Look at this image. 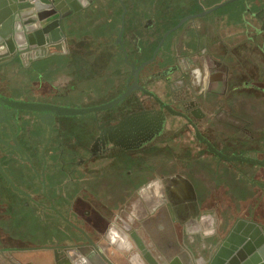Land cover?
Wrapping results in <instances>:
<instances>
[{
  "label": "flooded vegetation",
  "instance_id": "af4514ba",
  "mask_svg": "<svg viewBox=\"0 0 264 264\" xmlns=\"http://www.w3.org/2000/svg\"><path fill=\"white\" fill-rule=\"evenodd\" d=\"M120 2V26L99 44L109 60L79 39L70 46L63 24L74 13L46 56L0 61V73L29 70L16 101L91 110L0 104V264H66L82 252L129 264L142 245L168 254L201 237L214 246L264 216V0L194 12L187 0L179 18L171 0ZM100 171H115V190L94 188Z\"/></svg>",
  "mask_w": 264,
  "mask_h": 264
},
{
  "label": "water",
  "instance_id": "95a60500",
  "mask_svg": "<svg viewBox=\"0 0 264 264\" xmlns=\"http://www.w3.org/2000/svg\"><path fill=\"white\" fill-rule=\"evenodd\" d=\"M91 5V0H0V61L12 56L28 55L32 60L46 56L47 48L64 39L61 22ZM119 101L98 110L110 108ZM0 104L18 111L52 116L72 117L91 112L2 97ZM210 242L201 237L182 238L181 251L168 254L162 250L149 252L142 245L141 254L137 255L143 264H180L182 254L187 259L185 264H264V231L255 221L240 222L217 245L212 246ZM67 262L113 264L104 255L89 252L74 253ZM128 263L133 264V258Z\"/></svg>",
  "mask_w": 264,
  "mask_h": 264
},
{
  "label": "rangeland",
  "instance_id": "374dc122",
  "mask_svg": "<svg viewBox=\"0 0 264 264\" xmlns=\"http://www.w3.org/2000/svg\"><path fill=\"white\" fill-rule=\"evenodd\" d=\"M186 1L187 0H177V1L171 0L172 2L171 4L173 6L172 8H175L174 12L177 18L182 17L183 15L187 13V10H186L187 6L186 8L184 6V3ZM188 1L190 2L191 10L194 12V11L200 10V8L202 9V8H205V6H209L213 4L214 2H221L222 0H213V1L202 0V2L200 0H188ZM234 4L232 3L223 8H220L218 9V12L225 13L228 11V9H231L234 6ZM100 7H103V8H99V12H97L96 15H93V16L89 15L93 11L92 5L90 6V9H89L90 11L86 13L85 17L80 12L75 13L74 16L70 17V19H68L67 22L63 24V29L65 32L66 38L68 39L70 43V46L73 45L74 43L73 41H75L76 39H79L78 45L82 47H86L87 51H89L90 49L89 52L95 53L94 55L95 60L101 61L102 63L105 60H109L108 58V56L110 55L109 47H106V45L100 46L99 44L101 40L108 38V35L104 34V30L106 27H109V25H111L112 21L110 22V20L113 15V10L111 9L110 1L108 2V4H101ZM160 7H161L160 8L161 10L167 8L164 5H161ZM77 23L78 24L80 23V27H78V29H74V25ZM103 57L106 59H104ZM77 61L79 62V64L83 63L82 58H80ZM43 66L44 64L40 63L37 65V67H34V69H40ZM116 67L117 66H115L114 68ZM56 69L57 68L55 67H53L52 69V71H54V75H55ZM25 74L28 75L29 70L24 71L21 68L10 69L8 72L0 73V78L3 79L2 81L9 83V86H10L8 89H5V83H2V81H0V90L3 89L4 91H7L9 95L15 100H24L26 95H25V92L22 91V88L24 85H26V83L30 81L28 79V76ZM30 76H33L31 71H30ZM33 77L35 79L37 78L36 76H33ZM38 82L40 83V80H38ZM29 86L30 87L34 86L33 81L29 83ZM6 87L8 86L6 85ZM114 172L115 171H100V172L94 173L92 176V178L94 179L93 180L94 188L95 189L99 188V185H97V183L101 182L102 184L104 183L105 185L112 188V191L115 190L114 188H117L119 184V180L115 178ZM184 174L185 176H190V174L187 172H184ZM199 189L203 190V188L201 187H199ZM237 190H238V187H237ZM33 240L35 239L32 238V241Z\"/></svg>",
  "mask_w": 264,
  "mask_h": 264
},
{
  "label": "crops",
  "instance_id": "0c3cea01",
  "mask_svg": "<svg viewBox=\"0 0 264 264\" xmlns=\"http://www.w3.org/2000/svg\"><path fill=\"white\" fill-rule=\"evenodd\" d=\"M91 1H92L93 13H97L99 11V8H103V7H100L101 4H108V2L110 1L111 9L113 10V15L111 17L110 22L112 21L111 24L113 26H117V29H118V27L120 26V23H121V16H122V12H123V6H122L120 0H113V2H112V0H109V1L108 0H91ZM116 3H117V5H116ZM247 208L250 211H252L253 205L247 204ZM257 217L258 218L256 220V223L259 224L262 228H264L263 211Z\"/></svg>",
  "mask_w": 264,
  "mask_h": 264
},
{
  "label": "bare ground",
  "instance_id": "6f19581e",
  "mask_svg": "<svg viewBox=\"0 0 264 264\" xmlns=\"http://www.w3.org/2000/svg\"><path fill=\"white\" fill-rule=\"evenodd\" d=\"M48 6H49V4H48ZM136 259L137 260H142L141 258L139 259L138 255L135 257V259H133V261H135ZM66 264H70V263L67 262ZM88 264H89V262H88Z\"/></svg>",
  "mask_w": 264,
  "mask_h": 264
}]
</instances>
